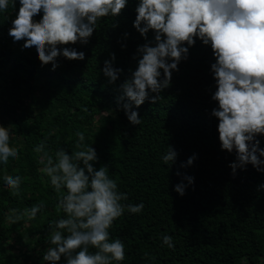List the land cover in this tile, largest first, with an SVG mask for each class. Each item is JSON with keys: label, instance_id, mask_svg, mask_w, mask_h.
Wrapping results in <instances>:
<instances>
[{"label": "trees", "instance_id": "trees-1", "mask_svg": "<svg viewBox=\"0 0 264 264\" xmlns=\"http://www.w3.org/2000/svg\"><path fill=\"white\" fill-rule=\"evenodd\" d=\"M137 2L129 0L119 17L99 20L88 44L70 45L85 59L60 57L55 71L51 64L41 66L34 47L22 51L23 41L13 43L8 35L19 0L0 12V124H11L10 146L19 150L18 159L0 163V264H49L42 257L52 246L50 232L66 214L56 207L58 195L42 171V154L33 149L44 142L53 157L59 148L71 154L79 150L77 132L96 149L95 166L107 164L118 190L128 193L122 203L145 205L139 214L125 210L109 229L126 245L125 260L113 264H264V189L257 191L264 172L249 164L233 176L229 164L235 152L220 148L218 120L211 115L217 103L211 99L216 86L210 46L197 39L160 99L133 106L140 125L130 124L117 104L116 89L136 69L132 57L145 43L133 27ZM148 39H153L151 31ZM110 53L116 55L113 67L124 70L115 85L101 71ZM258 139L264 148V136ZM169 145L178 153L171 166L161 158ZM193 154V164L181 168ZM185 174L194 177V184L180 196L174 187L187 185ZM4 175L23 178L19 196L5 185ZM41 201L45 207L36 219L16 224L6 219L9 209ZM164 235L172 236L174 248L163 243ZM58 264H65L63 257Z\"/></svg>", "mask_w": 264, "mask_h": 264}, {"label": "clouds", "instance_id": "clouds-1", "mask_svg": "<svg viewBox=\"0 0 264 264\" xmlns=\"http://www.w3.org/2000/svg\"><path fill=\"white\" fill-rule=\"evenodd\" d=\"M128 3L129 0H19L8 35L13 43L23 41L22 51L34 47L41 66L51 64L50 70L55 71L60 57L83 61L85 53L70 45L88 44L97 22L119 17ZM10 4L15 8L16 0H0V12H6ZM135 13L133 27L145 43L137 46L132 57L137 60L136 69L130 70V77L116 89L120 93L117 104L130 124L142 123L133 106L138 109L145 101L155 104L160 99L163 90L171 86L173 72L179 71L180 62L188 59L189 49L199 39L204 46H210L215 60L210 65L216 86L211 99L217 107L211 115L218 120L221 150L235 152V161L229 164L232 175L237 169L246 170L249 164L264 172V148L259 147L258 139L264 136V0H138ZM111 27H119L118 22ZM128 36L125 32L124 37ZM115 59V53H110L101 69L111 85L124 71L113 67ZM10 127L11 124H0V163L5 165L9 158H19L18 148L10 146ZM76 136L79 150L71 154L59 148L53 157L45 151L44 142L33 149L42 154V171L58 195L56 207L66 214V218L54 222L49 237L52 246L42 259L49 264H58L62 257L65 264L122 262L126 245L120 238L113 239L109 229L125 210L139 214L145 205L123 204L128 193L118 190L107 164L95 166L98 154L84 143V133L77 132ZM177 156L169 145L161 158L171 166ZM196 158L193 154L180 167L191 166ZM176 175L181 173L177 171ZM3 180L13 195H20L21 176L4 175ZM183 180L187 185L181 182L174 187L180 196L194 184L192 176L185 174ZM261 189L264 184L257 186V191ZM44 207L41 201L24 210L9 209L6 219L12 224L25 218L34 220ZM162 240L169 248L175 247L172 236L164 235Z\"/></svg>", "mask_w": 264, "mask_h": 264}]
</instances>
